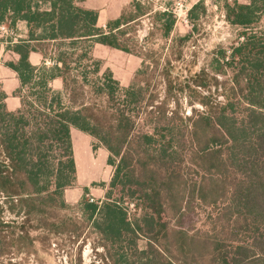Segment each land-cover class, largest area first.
<instances>
[{
  "label": "trees",
  "instance_id": "obj_1",
  "mask_svg": "<svg viewBox=\"0 0 264 264\" xmlns=\"http://www.w3.org/2000/svg\"><path fill=\"white\" fill-rule=\"evenodd\" d=\"M82 1L0 0V23L27 27V38L10 47L18 60L6 64L19 82L18 110L7 109L0 87V214L23 213L42 234L78 237L61 213L77 209L106 246L128 245L119 246L123 264H264V30L256 27L264 0L225 4V19L241 41L214 54L209 71L200 69L177 89L208 93L189 99L201 107L189 116L175 100L168 110L177 90L172 71L158 70L160 58L132 52L120 42V30L97 28L98 12L82 8ZM162 16L170 20L163 25L168 36L173 19ZM94 44L141 59L130 85L102 71ZM31 52L54 65L32 66ZM156 72L165 86L160 101ZM53 79L61 80L62 93L51 89ZM70 128L102 146L114 169L100 204L88 202L86 188L74 206L65 201L64 191L77 182ZM118 190L133 200L140 219L129 221L113 197ZM196 208L215 211L209 230L180 227ZM1 232L0 253L7 245ZM139 237L150 241L147 248L138 247Z\"/></svg>",
  "mask_w": 264,
  "mask_h": 264
},
{
  "label": "rangeland",
  "instance_id": "obj_2",
  "mask_svg": "<svg viewBox=\"0 0 264 264\" xmlns=\"http://www.w3.org/2000/svg\"><path fill=\"white\" fill-rule=\"evenodd\" d=\"M234 1L241 4L249 2V0H136L126 12L128 16L135 17L134 21L119 31L120 42L132 52L159 57L158 70L161 67H168L172 71L171 77L174 78L172 86L176 91L180 86L190 85V75L199 72L200 69L209 71V62L214 54L223 49L227 50L232 44L241 41L240 30L229 25L225 19L224 6ZM192 8L193 11L189 13ZM163 13L170 18L172 16L171 20L173 19L168 36L165 34L163 25L170 20L167 16L163 17ZM256 27L258 30H264V13L260 16ZM188 34L190 36L186 41L180 40ZM47 60L51 62L49 58ZM109 62L116 64L113 58H110ZM104 63L102 71L108 66L107 62ZM139 69L138 66L126 86L122 87L130 85ZM113 74L116 79L130 76L129 72L126 74L120 69ZM160 78L161 76L156 72L153 85L155 91L161 96L157 101L163 98L165 87ZM185 81L188 83L186 84ZM196 89L195 92H192L194 89L190 91L186 88L179 93L178 90L173 92L168 110H174L175 101H178L180 105V114L183 113L185 116L191 114L192 107L200 110L201 107L197 103L191 107L189 99H196V91L204 95L208 93ZM218 101H222L221 95L218 96ZM71 139L77 168V182L74 188L66 189L64 195L68 192V198L76 200L83 195V190L86 188L85 197L88 202L100 204L104 200L114 171L106 164L107 152L90 136L76 129L73 130ZM113 197L119 200L129 221L133 223L134 220L140 219V211L134 209L133 200L125 197V192L118 190L114 192ZM79 199L72 202H67L66 199L65 201L74 206ZM91 199L92 202H90ZM3 208L6 209L7 204H3ZM61 213H64L69 229H73L72 226L78 228V237L42 234L36 228L37 224L23 213L3 211L0 214V221L3 224L0 230L6 237L7 245L0 253V264H123L118 260V255L122 254L119 246L127 249L126 243L113 247L106 246L99 235L89 225L87 227L80 211L72 209ZM214 214L215 211L211 209L196 208L193 214L189 212L184 216L180 227L190 232L197 229L209 230L211 226L209 217H213ZM173 224L170 222L169 226L175 227ZM18 234L26 235L27 238L19 242L11 241ZM136 242L140 249L147 248L150 243L145 237H139Z\"/></svg>",
  "mask_w": 264,
  "mask_h": 264
},
{
  "label": "crops",
  "instance_id": "obj_3",
  "mask_svg": "<svg viewBox=\"0 0 264 264\" xmlns=\"http://www.w3.org/2000/svg\"><path fill=\"white\" fill-rule=\"evenodd\" d=\"M136 0H83L79 5L82 8L88 10H95L98 12L96 26L102 31H107V26H110L112 32L121 30L128 24H130L134 16H128L127 11L133 6V3ZM245 2L243 4H247ZM44 8H47L45 6ZM121 20V21H120ZM119 21L118 24L115 25V22ZM16 34L17 43L19 41H23L27 38V27L24 21H18L14 28ZM12 45L6 46L0 42V87L2 91L5 93V105L9 111H15L20 108L21 102L18 97L13 96V92L19 87V82L16 76V73L12 71L9 67H7V63L17 61L18 55L13 53L10 49ZM91 54L93 58L101 60L103 63L107 62L109 70L113 73L120 69L124 71L126 74L129 72L130 76H126L123 79L114 78L119 81L121 86H126L128 81L130 80L134 70L140 67L141 59L133 54H128L122 52L117 49H113L101 44H94L91 49ZM113 58L116 64H111L109 59ZM51 63L53 60L49 59ZM28 61L32 66L40 67L42 65L47 68H51L53 65H46L47 58H43L42 55L38 52H31L28 56ZM105 64V63H104ZM118 64V65H117ZM115 66V67H114ZM116 69V70H115ZM51 89L56 93H62V82L60 79H53L50 82ZM74 128H70V135L72 136ZM88 136V135H87ZM72 141V139H71ZM73 148V145H72ZM73 158L75 162V155L73 150ZM76 167V164H75ZM76 176H77V168H76ZM65 199L68 202L76 201L68 198V192H65ZM82 196V195H81ZM81 198V197H80Z\"/></svg>",
  "mask_w": 264,
  "mask_h": 264
},
{
  "label": "built area",
  "instance_id": "obj_4",
  "mask_svg": "<svg viewBox=\"0 0 264 264\" xmlns=\"http://www.w3.org/2000/svg\"><path fill=\"white\" fill-rule=\"evenodd\" d=\"M0 38H1L0 42L2 44H5L6 46H10L17 43L14 29L10 28L6 22L0 23ZM51 64L54 65L53 62L46 63V65H51ZM90 202H92V199L90 200Z\"/></svg>",
  "mask_w": 264,
  "mask_h": 264
}]
</instances>
